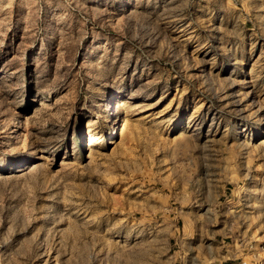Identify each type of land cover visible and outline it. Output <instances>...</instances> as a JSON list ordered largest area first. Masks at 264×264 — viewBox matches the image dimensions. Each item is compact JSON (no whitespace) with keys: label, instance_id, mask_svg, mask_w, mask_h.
<instances>
[{"label":"rangeland","instance_id":"rangeland-1","mask_svg":"<svg viewBox=\"0 0 264 264\" xmlns=\"http://www.w3.org/2000/svg\"><path fill=\"white\" fill-rule=\"evenodd\" d=\"M244 263L264 0H0V264Z\"/></svg>","mask_w":264,"mask_h":264},{"label":"bare ground","instance_id":"bare-ground-1","mask_svg":"<svg viewBox=\"0 0 264 264\" xmlns=\"http://www.w3.org/2000/svg\"><path fill=\"white\" fill-rule=\"evenodd\" d=\"M94 144H95V143L89 142V147H88V149H89V150H93V149H94V148H93Z\"/></svg>","mask_w":264,"mask_h":264},{"label":"built area","instance_id":"built-area-1","mask_svg":"<svg viewBox=\"0 0 264 264\" xmlns=\"http://www.w3.org/2000/svg\"><path fill=\"white\" fill-rule=\"evenodd\" d=\"M245 264V263H244Z\"/></svg>","mask_w":264,"mask_h":264}]
</instances>
